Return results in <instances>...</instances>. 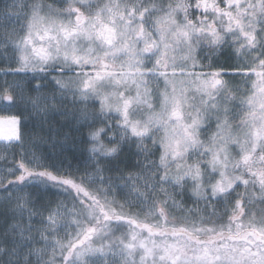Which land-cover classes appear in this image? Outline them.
Listing matches in <instances>:
<instances>
[{
    "label": "snow or ice",
    "instance_id": "6c2138e0",
    "mask_svg": "<svg viewBox=\"0 0 264 264\" xmlns=\"http://www.w3.org/2000/svg\"><path fill=\"white\" fill-rule=\"evenodd\" d=\"M21 74L0 264H264V0H0Z\"/></svg>",
    "mask_w": 264,
    "mask_h": 264
},
{
    "label": "rangeland",
    "instance_id": "374dc122",
    "mask_svg": "<svg viewBox=\"0 0 264 264\" xmlns=\"http://www.w3.org/2000/svg\"><path fill=\"white\" fill-rule=\"evenodd\" d=\"M29 76H23L21 74L20 76H3L0 75V90H2L5 86V81H7L9 84L13 86L12 92L13 95H18L20 93V90L23 89L25 98L27 96H35L36 93L31 92V87L34 86V83L32 85L29 84ZM42 83H47L46 81ZM19 84V88H16L15 85ZM51 87V85H49ZM0 95H2V91H0ZM10 116H18L21 119V130L27 131L31 128V121L28 118V113L25 110V104L21 102L19 99H17L12 105H6L3 103L2 100H0V117L7 118ZM27 126V127H26ZM77 156H79V153H77ZM68 162L73 165V168L76 167L78 160H74L72 158L71 153H68ZM53 199H56V197H53ZM2 220H0V226H2Z\"/></svg>",
    "mask_w": 264,
    "mask_h": 264
},
{
    "label": "flooded vegetation",
    "instance_id": "af4514ba",
    "mask_svg": "<svg viewBox=\"0 0 264 264\" xmlns=\"http://www.w3.org/2000/svg\"><path fill=\"white\" fill-rule=\"evenodd\" d=\"M225 62H226L225 58H224V57H220V59H219V63H225ZM231 62H232V63H235L234 60H232Z\"/></svg>",
    "mask_w": 264,
    "mask_h": 264
},
{
    "label": "bare ground",
    "instance_id": "6f19581e",
    "mask_svg": "<svg viewBox=\"0 0 264 264\" xmlns=\"http://www.w3.org/2000/svg\"><path fill=\"white\" fill-rule=\"evenodd\" d=\"M2 101H3V100H2ZM3 103L6 104V105H12V104H13V103H8V104H7V103H5L4 101H3Z\"/></svg>",
    "mask_w": 264,
    "mask_h": 264
},
{
    "label": "water",
    "instance_id": "95a60500",
    "mask_svg": "<svg viewBox=\"0 0 264 264\" xmlns=\"http://www.w3.org/2000/svg\"><path fill=\"white\" fill-rule=\"evenodd\" d=\"M3 101H4V100H3ZM4 102L8 104V102H6V101H4Z\"/></svg>",
    "mask_w": 264,
    "mask_h": 264
}]
</instances>
